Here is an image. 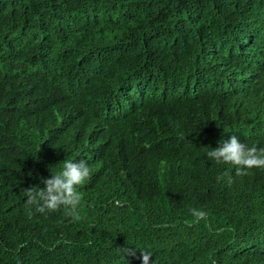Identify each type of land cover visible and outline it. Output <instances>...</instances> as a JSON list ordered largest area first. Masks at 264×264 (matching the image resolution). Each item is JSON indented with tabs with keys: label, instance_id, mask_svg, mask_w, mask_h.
Masks as SVG:
<instances>
[{
	"label": "trees",
	"instance_id": "1",
	"mask_svg": "<svg viewBox=\"0 0 264 264\" xmlns=\"http://www.w3.org/2000/svg\"><path fill=\"white\" fill-rule=\"evenodd\" d=\"M232 135L264 149V0H0V264H264V169L206 155ZM67 158L79 219L29 218Z\"/></svg>",
	"mask_w": 264,
	"mask_h": 264
},
{
	"label": "clouds",
	"instance_id": "2",
	"mask_svg": "<svg viewBox=\"0 0 264 264\" xmlns=\"http://www.w3.org/2000/svg\"><path fill=\"white\" fill-rule=\"evenodd\" d=\"M209 160L216 164H230L236 166V175L247 174L244 169H264V149L248 147L242 143L236 135L228 140H221L216 148L206 153ZM92 169L84 159L73 160L67 158L62 163V169L58 172L51 171L49 178H44V187L31 186L24 189L26 196L25 208L29 218L36 213L46 214L63 208L68 217L79 219V208L82 202V193L77 190L78 186L91 178ZM223 179L218 176V182ZM192 217L199 222L206 218V212L201 209H190ZM125 248V254L142 260V264H150L152 253L148 249Z\"/></svg>",
	"mask_w": 264,
	"mask_h": 264
}]
</instances>
